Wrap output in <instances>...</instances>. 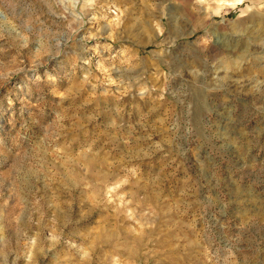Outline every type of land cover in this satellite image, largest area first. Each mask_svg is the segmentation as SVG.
<instances>
[{
    "label": "rangeland",
    "instance_id": "obj_1",
    "mask_svg": "<svg viewBox=\"0 0 264 264\" xmlns=\"http://www.w3.org/2000/svg\"><path fill=\"white\" fill-rule=\"evenodd\" d=\"M0 264H264V0H0Z\"/></svg>",
    "mask_w": 264,
    "mask_h": 264
}]
</instances>
